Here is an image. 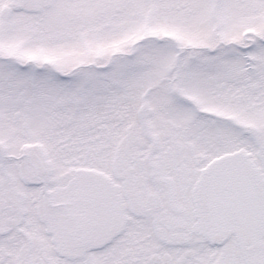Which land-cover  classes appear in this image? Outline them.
I'll use <instances>...</instances> for the list:
<instances>
[{"label": "snow or ice", "instance_id": "1", "mask_svg": "<svg viewBox=\"0 0 264 264\" xmlns=\"http://www.w3.org/2000/svg\"><path fill=\"white\" fill-rule=\"evenodd\" d=\"M0 264H264V0H0Z\"/></svg>", "mask_w": 264, "mask_h": 264}]
</instances>
